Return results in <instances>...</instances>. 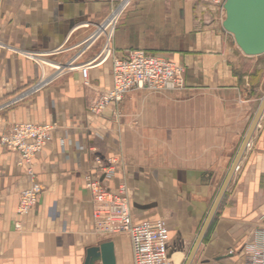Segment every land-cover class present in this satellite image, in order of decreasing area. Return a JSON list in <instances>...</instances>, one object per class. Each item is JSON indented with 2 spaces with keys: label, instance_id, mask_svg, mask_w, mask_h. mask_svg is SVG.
<instances>
[{
  "label": "crops",
  "instance_id": "crops-1",
  "mask_svg": "<svg viewBox=\"0 0 264 264\" xmlns=\"http://www.w3.org/2000/svg\"><path fill=\"white\" fill-rule=\"evenodd\" d=\"M119 1L0 0V264H85L88 249L106 242L116 264H134L126 235L96 232L90 180L126 197L134 222L165 221L169 264L191 256L189 264H245L252 233L264 228V112L195 245L264 99V54L241 51L223 28L225 10L137 0L121 17L115 52L184 67V87L133 90L93 113L112 83L110 63L85 84L79 70L57 73L46 62L94 58L101 43L86 40ZM42 77L49 85L9 106ZM15 123L52 127L31 165L1 143ZM33 180L43 192L21 217L20 194Z\"/></svg>",
  "mask_w": 264,
  "mask_h": 264
},
{
  "label": "built area",
  "instance_id": "built-area-1",
  "mask_svg": "<svg viewBox=\"0 0 264 264\" xmlns=\"http://www.w3.org/2000/svg\"><path fill=\"white\" fill-rule=\"evenodd\" d=\"M125 0L115 4L105 19L95 24L92 33L86 40L88 48L101 42L97 55L82 63L75 61L67 66L47 65L57 73L66 70H79L88 84L91 69L110 63L112 83L102 92L91 108L93 113H101L111 104H120L125 96L138 89L176 90L184 87L185 68L165 58L147 55L144 51L135 50L125 57H120L113 48V40L121 17L126 9L120 11ZM224 10L226 0H197ZM29 57H32L29 55ZM50 78L42 77L38 83L17 95L9 106L17 105L44 87L49 85ZM52 127L34 123H15L1 137V143L10 151L19 153L22 163L31 165L33 157L42 151L51 141ZM99 161V160H98ZM34 178L32 170H29ZM87 188L92 192L94 202L95 230L104 235H126L130 240L134 264H169L170 233L164 220H144L134 222L128 199L120 194L109 193L98 181L90 180ZM43 192L40 184L33 183L21 192L18 215L31 213ZM20 229V224L17 225ZM245 264H264V228L254 231L246 245Z\"/></svg>",
  "mask_w": 264,
  "mask_h": 264
},
{
  "label": "water",
  "instance_id": "water-1",
  "mask_svg": "<svg viewBox=\"0 0 264 264\" xmlns=\"http://www.w3.org/2000/svg\"><path fill=\"white\" fill-rule=\"evenodd\" d=\"M226 18L223 28L233 35L237 46L247 56H260L264 54V0H226L224 4ZM264 112V99L253 120L248 134L242 144L238 156L220 190L214 206L196 242L195 249L201 243L202 238L224 196L225 190L231 180L238 162L245 151L247 144ZM192 257V256H191ZM189 258L187 264L191 261ZM116 264L114 244L106 242L98 247L88 249L85 264Z\"/></svg>",
  "mask_w": 264,
  "mask_h": 264
},
{
  "label": "rangeland",
  "instance_id": "rangeland-1",
  "mask_svg": "<svg viewBox=\"0 0 264 264\" xmlns=\"http://www.w3.org/2000/svg\"><path fill=\"white\" fill-rule=\"evenodd\" d=\"M137 2V0H131L130 2H129V4H128V6H131V5H133V4H135ZM202 4H204L205 6H204V8H208L209 10H213V11H221L222 10V8L220 7V6H212V5H209V4H207V3H202ZM126 11V10H125ZM125 11H124V13H125ZM224 11V10H223ZM123 13V14H124ZM226 14V13H225ZM226 16V15H225ZM226 18V17H225ZM119 25H120V21H119V24H118V27H117V31H118V29H119ZM117 31H116V33H117ZM116 35V34H115ZM99 43H101V42H99ZM98 44V43H97ZM96 44V45H97ZM102 44V43H101Z\"/></svg>",
  "mask_w": 264,
  "mask_h": 264
},
{
  "label": "bare ground",
  "instance_id": "bare-ground-1",
  "mask_svg": "<svg viewBox=\"0 0 264 264\" xmlns=\"http://www.w3.org/2000/svg\"><path fill=\"white\" fill-rule=\"evenodd\" d=\"M131 0H125L124 2H123V5H122V7L120 8V11H122L123 9H125V7L127 6L128 7V4H129V2H130ZM126 7V8H127ZM126 10V9H125ZM87 37V36H86ZM45 63V62H44ZM46 64L47 65H51L49 62L47 63L46 62ZM138 90H141V89H138ZM248 145V144H247Z\"/></svg>",
  "mask_w": 264,
  "mask_h": 264
}]
</instances>
